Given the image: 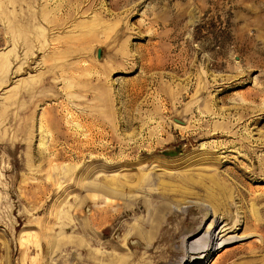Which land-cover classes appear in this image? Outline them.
Wrapping results in <instances>:
<instances>
[{"label": "rangeland", "instance_id": "374dc122", "mask_svg": "<svg viewBox=\"0 0 264 264\" xmlns=\"http://www.w3.org/2000/svg\"><path fill=\"white\" fill-rule=\"evenodd\" d=\"M201 259L264 264V0H0V264Z\"/></svg>", "mask_w": 264, "mask_h": 264}, {"label": "bare ground", "instance_id": "6f19581e", "mask_svg": "<svg viewBox=\"0 0 264 264\" xmlns=\"http://www.w3.org/2000/svg\"><path fill=\"white\" fill-rule=\"evenodd\" d=\"M219 237V235H215L214 237H213V240H212V244L213 243H215V242H213V241H215V240H217V238ZM220 238V237H219ZM219 243V242H218ZM224 243V242H223ZM214 245V244H213ZM221 245H223V244H221ZM221 245H219L217 248H219ZM217 248H215V250H217ZM214 250V251H215ZM212 249L210 250V252L208 253V254H206L207 256L209 255V254H212L214 251H212ZM195 252V251H194ZM194 252H191V253H194ZM216 253V252H215ZM214 254V253H213ZM191 254H189V258H191L192 256H194V255H191ZM188 261H189V259H188ZM205 262V260H203V259H201L200 261H198L197 263H195V264H203Z\"/></svg>", "mask_w": 264, "mask_h": 264}]
</instances>
